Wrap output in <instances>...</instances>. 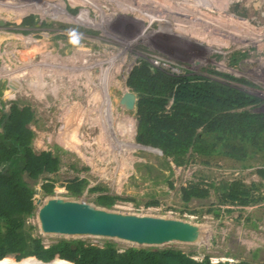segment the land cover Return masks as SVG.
Instances as JSON below:
<instances>
[{
  "label": "rangeland",
  "instance_id": "1",
  "mask_svg": "<svg viewBox=\"0 0 264 264\" xmlns=\"http://www.w3.org/2000/svg\"><path fill=\"white\" fill-rule=\"evenodd\" d=\"M0 10L2 112L15 102L30 106L35 152L54 145L63 152L64 165L49 177L52 193L42 182L33 187L32 235L44 245L68 239L119 251L174 248L212 262L238 253L263 264L264 203L232 205L214 190L184 189L264 182V153L244 162L247 169L225 156L180 166L137 140L136 108L120 100L131 91V73L151 65L171 78L249 95L256 100L250 112L264 114V0H0ZM75 178L82 186L69 196ZM105 194L123 200L98 206ZM58 205L101 211V226L51 229L44 215Z\"/></svg>",
  "mask_w": 264,
  "mask_h": 264
},
{
  "label": "trees",
  "instance_id": "2",
  "mask_svg": "<svg viewBox=\"0 0 264 264\" xmlns=\"http://www.w3.org/2000/svg\"><path fill=\"white\" fill-rule=\"evenodd\" d=\"M195 79L171 78L151 65L131 73L128 87L137 97L135 116L141 143L167 153L180 166L195 156L206 158V165L216 156H225L242 162V168H250L244 162L264 153V114H252L248 109L256 100L220 84ZM34 122L28 105L15 102L8 113L0 107V264H42L27 257L49 262L45 264H250L212 262L208 255L197 260L174 248L128 247L119 251L111 243L98 246L68 239L44 245L40 237L32 235L33 225L27 221L35 207L33 187L42 182L43 192L52 193L54 180L49 177L58 173L64 162L63 152L56 145L35 152V132L30 127ZM258 173L264 180V166ZM81 186L75 178L68 182L66 191L75 196ZM209 190L220 193L224 202L232 205L264 203V182L249 186L237 179L220 180L206 188L195 184L184 189ZM119 200L123 199L105 194L96 204L109 208ZM9 257L26 259L15 262Z\"/></svg>",
  "mask_w": 264,
  "mask_h": 264
},
{
  "label": "water",
  "instance_id": "3",
  "mask_svg": "<svg viewBox=\"0 0 264 264\" xmlns=\"http://www.w3.org/2000/svg\"><path fill=\"white\" fill-rule=\"evenodd\" d=\"M136 101H137L136 94L132 91L125 92L121 96V100H120L121 104L127 110L130 111L135 108ZM137 140L141 142L140 135L137 136ZM164 154L168 156L167 153ZM101 215H102L101 211L97 213L88 210L87 208H74L69 206L58 205L48 208V210L44 215V221L49 228L55 230H67V231L96 230L101 226L100 225L102 218ZM112 224L115 225V222L110 221V226H112ZM258 250L259 249L256 250V254H255L256 256ZM27 258H32L42 264L49 263V262H42L36 259L35 257H27ZM232 258L233 259L231 262H248L250 264H254V262H251L245 257L238 255V253L234 254Z\"/></svg>",
  "mask_w": 264,
  "mask_h": 264
},
{
  "label": "crops",
  "instance_id": "4",
  "mask_svg": "<svg viewBox=\"0 0 264 264\" xmlns=\"http://www.w3.org/2000/svg\"><path fill=\"white\" fill-rule=\"evenodd\" d=\"M177 50H180V48H176ZM71 134H74L73 131H71Z\"/></svg>",
  "mask_w": 264,
  "mask_h": 264
},
{
  "label": "bare ground",
  "instance_id": "5",
  "mask_svg": "<svg viewBox=\"0 0 264 264\" xmlns=\"http://www.w3.org/2000/svg\"><path fill=\"white\" fill-rule=\"evenodd\" d=\"M4 10V9H3ZM1 11V10H0ZM13 13V12H12ZM14 14V13H13ZM9 18H11V17H9Z\"/></svg>",
  "mask_w": 264,
  "mask_h": 264
}]
</instances>
